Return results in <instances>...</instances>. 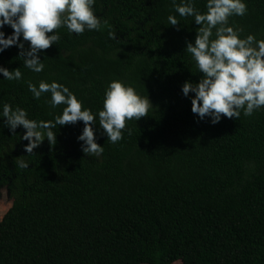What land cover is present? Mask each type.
<instances>
[{"label": "trees", "instance_id": "trees-1", "mask_svg": "<svg viewBox=\"0 0 264 264\" xmlns=\"http://www.w3.org/2000/svg\"><path fill=\"white\" fill-rule=\"evenodd\" d=\"M205 3L193 0L201 12ZM172 5L95 0L94 13L108 23L79 34L53 29L59 39L40 51V72L23 65L17 45L0 50V65L22 73H0V105L23 107L30 118L54 120L64 106L52 108L48 92L33 97L27 81L41 79L65 84L94 114L112 79L152 103L126 119L116 142L92 124L98 155L82 151L79 119L53 127L52 143L45 137L26 153L25 129L0 117V187L13 201L0 218V264H264V105L216 123L191 111L194 93L185 96L181 85L202 72L184 47L199 25ZM246 6L228 23L240 36L264 38V0Z\"/></svg>", "mask_w": 264, "mask_h": 264}, {"label": "clouds", "instance_id": "clouds-1", "mask_svg": "<svg viewBox=\"0 0 264 264\" xmlns=\"http://www.w3.org/2000/svg\"><path fill=\"white\" fill-rule=\"evenodd\" d=\"M95 0H0V50L17 45L23 65L34 72H40L43 59L39 53L59 39L53 29L65 25L69 32L79 34L85 29L99 30L107 20L94 13ZM181 17L192 16L199 27L194 40L185 42L184 50L191 54L196 68L202 72L197 82L185 80L181 85L182 94L190 96L191 111L200 119L205 116L211 123L221 119V114L237 119L241 110L245 116L264 105V38H257L253 33L240 36V28L228 23L229 16L243 15L246 0H206V11L201 12L193 5V0H180L172 5ZM168 24L176 25L178 20L173 14L167 17ZM10 25L13 31L5 35L3 26ZM113 33L109 32V36ZM18 37H22L18 39ZM28 41V47H24ZM0 73L7 80H19L22 76L19 67L9 68L0 65ZM27 87L34 98L42 93H50L48 103L55 108L63 104L60 114L54 120L30 118L25 108L13 107L8 102L0 105V117L3 124L11 130L18 125L23 131L20 139H27L23 145L26 153L46 137L50 143L55 140L51 130L58 124L83 121V128L77 139L80 140L84 153L99 154L103 144L97 143L92 124L103 128L107 140L116 142L122 137L126 119H138L148 113L152 105L148 96L141 95L133 85L120 79L108 82L103 96V107L94 114L88 107H83L77 96L63 83L43 79L37 84L27 81ZM91 122V123H89ZM130 131V130H129ZM14 132V131H13ZM24 168L28 163L17 161Z\"/></svg>", "mask_w": 264, "mask_h": 264}, {"label": "rangeland", "instance_id": "rangeland-1", "mask_svg": "<svg viewBox=\"0 0 264 264\" xmlns=\"http://www.w3.org/2000/svg\"><path fill=\"white\" fill-rule=\"evenodd\" d=\"M12 199L9 191L5 187H0V218L5 211L12 205Z\"/></svg>", "mask_w": 264, "mask_h": 264}]
</instances>
